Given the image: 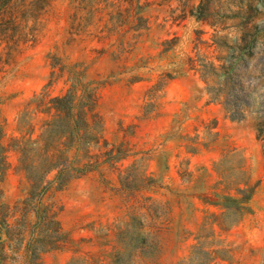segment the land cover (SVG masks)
<instances>
[{"label": "rangeland", "instance_id": "374dc122", "mask_svg": "<svg viewBox=\"0 0 264 264\" xmlns=\"http://www.w3.org/2000/svg\"><path fill=\"white\" fill-rule=\"evenodd\" d=\"M78 6L0 0V145L40 132L39 97L67 93L74 66L103 120L91 152L116 157L64 184L48 174L53 224L35 227L5 152L3 264H264V0H85L75 31ZM246 28L253 54L237 60Z\"/></svg>", "mask_w": 264, "mask_h": 264}, {"label": "trees", "instance_id": "16d2710c", "mask_svg": "<svg viewBox=\"0 0 264 264\" xmlns=\"http://www.w3.org/2000/svg\"><path fill=\"white\" fill-rule=\"evenodd\" d=\"M205 1L201 0V4ZM84 3L85 0H79V6L75 8L71 16L72 28L75 31H81L82 28L76 22V18L83 9ZM39 9L41 8L35 3V12ZM197 17L200 20H206L202 15ZM254 37L255 34L253 35L252 31L246 28L242 37L236 39L241 42L236 49L237 60H240L243 54L248 56L253 54ZM215 44L218 46V42L215 41ZM218 59L223 60L222 57H218ZM200 65L199 71L202 72L208 83V79L212 75L210 73L216 72V69L209 64ZM191 66L197 69L194 60H191ZM66 69L69 70V79L72 81L71 89L67 93L55 97L43 93L38 99L37 112L48 117L40 132L36 136L31 131L20 138H13L7 148L0 145V175L5 171L7 164L4 153L9 150L16 153L18 155V170L23 172L29 181L30 198L26 202L38 200L34 206L38 217L35 227L53 224L52 217L48 215L46 207L41 203L48 190V187L44 185L48 174L57 171L56 181L59 184H64L97 170L102 157H107V159L116 157L112 154L113 150L98 154L91 152L93 147L103 141V120L97 111L98 98L89 84L83 82V72L74 66L69 68L63 66L60 72ZM231 80L232 78L229 77L225 82L228 83ZM236 95L240 96L241 94L237 91ZM0 134H2L1 128ZM106 145L107 143H104V146ZM43 241L44 238H33L28 244L27 250L29 252L37 251L39 248H36V243ZM3 260L5 257L0 254V264H3ZM33 261L34 258L29 256L28 264H35Z\"/></svg>", "mask_w": 264, "mask_h": 264}]
</instances>
